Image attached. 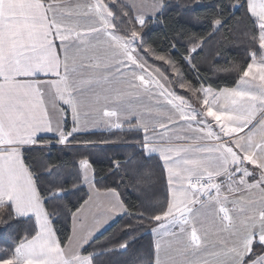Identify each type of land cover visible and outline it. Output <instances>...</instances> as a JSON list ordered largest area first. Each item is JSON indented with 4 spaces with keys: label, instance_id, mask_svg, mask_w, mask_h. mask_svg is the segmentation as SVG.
Instances as JSON below:
<instances>
[{
    "label": "crops",
    "instance_id": "0c3cea01",
    "mask_svg": "<svg viewBox=\"0 0 264 264\" xmlns=\"http://www.w3.org/2000/svg\"><path fill=\"white\" fill-rule=\"evenodd\" d=\"M118 1L139 24L163 8ZM246 5L264 30V0ZM105 18L98 0H0V204L35 227L16 263L75 264L123 212L82 162L87 202L59 246L20 151L62 136L67 112L71 134L137 131L144 153L161 161L167 209L152 233L155 264H264V60L253 57L234 87L180 103ZM191 180L210 185L193 191Z\"/></svg>",
    "mask_w": 264,
    "mask_h": 264
},
{
    "label": "trees",
    "instance_id": "16d2710c",
    "mask_svg": "<svg viewBox=\"0 0 264 264\" xmlns=\"http://www.w3.org/2000/svg\"><path fill=\"white\" fill-rule=\"evenodd\" d=\"M162 2L159 15L139 24L120 1L99 0L112 33L132 44L173 94L200 102L203 89L234 87L260 54V26L248 14L246 0ZM63 134L69 135L66 146L57 145L59 138H38L39 146L20 151L59 246L67 243L71 218L87 198L79 172L81 163L87 162L97 190H119L123 212L83 247L81 256L90 264H155L152 231L167 209L159 158L144 153L137 131L71 134L67 112ZM8 224L12 227L0 235V263L17 264L15 250L34 237L35 227L31 219L15 216L10 205L0 204V229ZM124 242L128 249L121 254L117 249Z\"/></svg>",
    "mask_w": 264,
    "mask_h": 264
},
{
    "label": "rangeland",
    "instance_id": "374dc122",
    "mask_svg": "<svg viewBox=\"0 0 264 264\" xmlns=\"http://www.w3.org/2000/svg\"><path fill=\"white\" fill-rule=\"evenodd\" d=\"M98 3H99V0H98ZM103 13H104V15H105V19H106V21H107V24L109 25V16L107 15V12L105 11V9H103ZM134 15V14H133ZM135 17V16H134ZM136 19V18H135ZM137 20V19H136ZM138 21V20H137ZM140 22H142V21H140ZM139 23V22H138ZM144 23V22H143ZM143 23H140V24H143ZM109 27H110V25H109ZM56 29V28H55ZM111 30V29H110ZM56 33H58L57 32V29H56ZM258 37H259V45H260V47L262 46V48H263V51L260 53V56H261V59H263L264 60V30H262L261 29V27L259 28V34H258ZM127 43V42H126ZM127 45L129 46V48H133L132 49V51H135L136 49L134 48V46H131L132 44H128L127 43ZM137 51V50H136ZM136 51H135V53H136ZM138 52V51H137ZM138 57V56H137ZM143 64V66L145 67V68H147V69H149L150 71H151V73H150V76H152V77H158V76H160L162 79H164L163 78V76H161V74L158 72V71H156L154 68H152V67H150L149 65H147L146 63H144L142 60H140ZM204 90V89H203ZM173 94V93H172ZM173 98L176 100V101H178V102H183L184 100H183V98H181V97H178L177 95H175V94H173ZM186 101H188V100H186ZM188 102H190V101H188ZM187 116V115H186ZM187 118V117H186ZM59 138V141H58V143H57V145H59V146H66L67 144H68V139H69V135H66V134H62V136H60V137H58ZM36 145H38L39 146V144H37L36 142H34L30 147H33V146H36ZM162 218V217H161ZM173 221H175V218L173 219ZM160 225V224H159ZM158 225V226H159ZM170 226H171V224H170ZM176 226V225H175ZM180 227V228H179ZM179 227L177 226V228H178V232H180L181 230H183V228L179 225ZM156 229V228H155ZM154 229V230H155ZM166 228H164V230H165ZM153 230V231H154ZM153 231H152V233H153ZM121 247V246H120ZM119 247V248H120ZM74 264V263H73ZM75 264H90V259L88 258V257H86V256H80V258H79V260H78V262L77 263H75Z\"/></svg>",
    "mask_w": 264,
    "mask_h": 264
},
{
    "label": "built area",
    "instance_id": "2783aa9c",
    "mask_svg": "<svg viewBox=\"0 0 264 264\" xmlns=\"http://www.w3.org/2000/svg\"><path fill=\"white\" fill-rule=\"evenodd\" d=\"M210 185V181L207 180H191L188 183V187L193 191H199Z\"/></svg>",
    "mask_w": 264,
    "mask_h": 264
},
{
    "label": "snow or ice",
    "instance_id": "6c2138e0",
    "mask_svg": "<svg viewBox=\"0 0 264 264\" xmlns=\"http://www.w3.org/2000/svg\"><path fill=\"white\" fill-rule=\"evenodd\" d=\"M221 22H219V21H217L216 22V24H220ZM201 47H203V45H201ZM126 162H128V161H126ZM132 163H135V161L133 160V161H131ZM115 163V162H114ZM116 192H117V194H119V190L118 189H114ZM87 201H86V199L85 200H82L81 201V204H84V203H86ZM113 223H114V221H113ZM10 227H12V225L11 224H8L5 228H3V229H0V235H2V233L4 232V231H6L7 230V228H10ZM127 249H128V244H127V242H124L122 245H121V247L119 248V249H117V251H119L121 254H123L124 252H126L127 251Z\"/></svg>",
    "mask_w": 264,
    "mask_h": 264
}]
</instances>
